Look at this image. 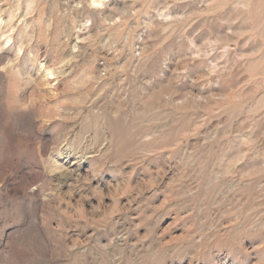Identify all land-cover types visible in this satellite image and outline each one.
<instances>
[{"label": "rangeland", "instance_id": "374dc122", "mask_svg": "<svg viewBox=\"0 0 264 264\" xmlns=\"http://www.w3.org/2000/svg\"><path fill=\"white\" fill-rule=\"evenodd\" d=\"M0 264H264V0H0Z\"/></svg>", "mask_w": 264, "mask_h": 264}, {"label": "bare ground", "instance_id": "6f19581e", "mask_svg": "<svg viewBox=\"0 0 264 264\" xmlns=\"http://www.w3.org/2000/svg\"><path fill=\"white\" fill-rule=\"evenodd\" d=\"M101 3V2H100ZM49 74H52V72H49ZM50 78H51V76H50Z\"/></svg>", "mask_w": 264, "mask_h": 264}]
</instances>
